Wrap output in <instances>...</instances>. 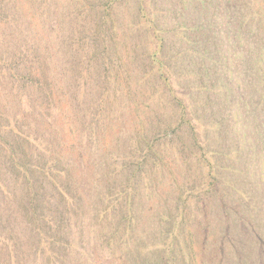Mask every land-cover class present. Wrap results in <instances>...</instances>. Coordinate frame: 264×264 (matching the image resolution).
<instances>
[{
    "label": "rangeland",
    "instance_id": "1",
    "mask_svg": "<svg viewBox=\"0 0 264 264\" xmlns=\"http://www.w3.org/2000/svg\"><path fill=\"white\" fill-rule=\"evenodd\" d=\"M208 3L0 0V264H264V35Z\"/></svg>",
    "mask_w": 264,
    "mask_h": 264
},
{
    "label": "trees",
    "instance_id": "2",
    "mask_svg": "<svg viewBox=\"0 0 264 264\" xmlns=\"http://www.w3.org/2000/svg\"><path fill=\"white\" fill-rule=\"evenodd\" d=\"M193 5L203 3L206 7L209 0H187ZM216 7L225 13V17L230 19L227 22H221L223 28H236L234 37L244 39V33L259 37L264 35V0H216ZM247 55L257 57L256 59L245 62L246 67L238 71L237 84L235 90L238 93L227 94V97H235L240 108L247 114L245 121H249L248 128L251 133L245 132L246 142L250 141L253 147L257 142H262L264 147V62L262 64L259 58L264 59V44H255L252 52H246ZM241 66H245L242 65ZM244 90L245 93L239 92ZM226 97V98H227ZM253 134V137H251ZM245 139V138H244ZM242 140V138H241ZM237 152V148L233 152ZM260 186V185H259Z\"/></svg>",
    "mask_w": 264,
    "mask_h": 264
}]
</instances>
